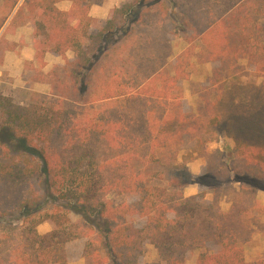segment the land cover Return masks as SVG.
<instances>
[{"label":"trees","instance_id":"obj_1","mask_svg":"<svg viewBox=\"0 0 264 264\" xmlns=\"http://www.w3.org/2000/svg\"><path fill=\"white\" fill-rule=\"evenodd\" d=\"M61 1L71 3L68 10L58 8ZM183 1L125 0L97 19L88 0H1L0 28L17 6L5 30L30 22L36 63L44 66L46 53L64 63L37 78L50 85L40 101L0 103V124L10 135L0 162V264H68L66 245L75 240L85 241L83 264H140L146 244L164 264H187L189 252L205 247L211 252H200L194 264H264L244 257L253 235L244 217L264 214L256 198L264 191V150L253 141L264 131L240 125L236 145L226 146L240 185L227 210L221 186L210 189L209 202L205 192L185 196L188 182L172 166L197 129L178 95L189 78V49L171 59L179 30L188 43L208 37L206 61L245 58L264 88V43L251 33L256 16L264 17V0ZM137 34L150 37L152 50L130 64L110 59L118 43L125 47ZM152 40L165 53L156 56ZM218 76L215 66L210 85ZM203 100L218 125L213 102ZM218 176L224 182L228 173ZM110 194L125 200L114 203ZM46 220L54 229L40 234Z\"/></svg>","mask_w":264,"mask_h":264},{"label":"rangeland","instance_id":"obj_2","mask_svg":"<svg viewBox=\"0 0 264 264\" xmlns=\"http://www.w3.org/2000/svg\"><path fill=\"white\" fill-rule=\"evenodd\" d=\"M23 0H19L17 6ZM90 10L94 7L102 8L104 5H115L120 0H88ZM108 1V2H107ZM107 2V4H106ZM119 3L120 6L124 3ZM183 0H177V5L183 4ZM1 4V0H0ZM16 6V7H17ZM59 8L61 5L58 6ZM116 7V6H115ZM114 7V8H115ZM89 10V13H90ZM106 10V7H105ZM180 13L174 9L173 14ZM109 16V14H108ZM100 19V18H97ZM153 20L158 22V16H153ZM9 17L0 28V103L4 104L9 100L13 105L24 107L28 104L40 101V95L50 93V85L46 81L38 82L37 78L45 76L56 65H62L64 59L61 57H51V60L45 61V65L40 67L36 61L25 62L23 66L16 67L12 61L14 52L28 43L30 37L26 22L21 26L11 27L4 30ZM205 22V20H202ZM178 26H181L179 16H176ZM202 24V23H201ZM21 28V31H18ZM251 33L260 42L264 43V17L256 16L251 27ZM137 34L131 39H127L126 46L122 42L116 46L119 48L111 52L110 59L119 58L120 60H129L132 63L137 59L138 54L146 55L152 50L148 45L149 36ZM186 32L179 30L175 38L171 41V59L182 54L189 49L186 56L190 62L189 78L184 80L178 91L182 103V110L185 113L186 120L190 124L197 126L196 133L186 141V143L177 150L176 161L172 166V171L187 180L188 184L182 187L186 195V188L198 192H205V201L211 200L210 189L215 186H221L220 205L223 210H227L232 201L239 198V183L233 175L235 168L233 156L230 155L226 146L234 147L236 139L233 135H239L236 131L240 125L246 128H258L264 131V88L262 87V76L255 71L253 67L247 64L245 58L238 60L232 59L229 55L219 54L220 61L210 62L205 60L206 51L210 47V39L197 38L188 43L185 40ZM27 41V42H26ZM154 44V54L161 55L165 50H160L157 41L152 40ZM135 55V57H134ZM67 58H72L73 53L67 52ZM133 56V57H132ZM107 57H99L100 61L107 60ZM219 63V64H218ZM217 66L219 76L215 79L216 84L210 85V79L213 68ZM213 102L215 112L219 115V124L214 125L207 111L203 109V96ZM97 96V95H96ZM0 104V121L3 120ZM236 123L234 129L232 123ZM0 162L5 159V153L2 152L3 144L8 142L10 135L0 124ZM246 140L247 137L243 135ZM254 143L264 150V133ZM252 142V141H251ZM207 165L211 169L207 168ZM217 172V175H214ZM228 173L224 182H220L221 174ZM264 185V184H262ZM107 198L114 203L125 200L124 196L110 194ZM259 204L260 199H257ZM264 215L260 210H255L244 217L245 223L253 229V235L249 242L244 244V257L247 262H256L264 258V238L260 234V229L264 228ZM141 220H136V225H141ZM54 229V224L46 220L37 226L40 234H45ZM84 240H75L66 245V255L68 264H83L81 256ZM210 247L199 248L189 252L186 256L187 264H194L200 252L209 251ZM108 264H114L108 261ZM140 264H164L160 262L156 249L151 244L145 245L144 256Z\"/></svg>","mask_w":264,"mask_h":264},{"label":"crops","instance_id":"obj_3","mask_svg":"<svg viewBox=\"0 0 264 264\" xmlns=\"http://www.w3.org/2000/svg\"><path fill=\"white\" fill-rule=\"evenodd\" d=\"M122 1L123 0H120V2L118 1L117 4L110 5L109 7H108V5H104V7H102V8H99V7L96 8V7H94V8H92L90 10L89 16H91L92 18L105 19V18L108 17V14H109L110 10L112 8H114L115 6L118 7L119 3H121ZM107 2H106V4H107ZM59 5H61V7L63 6V8H60L61 10H68L69 7H70V5H71V3L69 1H61V2H59L57 4V6H59ZM105 7H106V10H105ZM16 8L14 9V11L9 16V21L7 22V25L5 26V29H6L7 26L10 25L11 18H12V16L15 13ZM26 25L28 26V29H29L28 31H30L29 32V35H32V26H31V23H28ZM18 31H21V28ZM22 48H23L22 50L21 49L20 50L17 49V51L14 52L13 57H12V61H13L14 65L16 67H18L20 65L23 66L25 64V62H32V61L35 60V57H34L35 52H34V48H33V39H32V37H30L28 43H26ZM52 56H54L56 58L57 57H60V56H55V55H53L51 53H46L45 58H44L45 61L51 60V57ZM185 191H186V195L187 196L196 194V192L193 191V190H191L190 188H186ZM256 198L257 199H260L261 200L260 205L261 206H264V191L259 190L257 192V194H256ZM262 216L264 218V215H262ZM260 234L264 238V228H261L260 229Z\"/></svg>","mask_w":264,"mask_h":264}]
</instances>
